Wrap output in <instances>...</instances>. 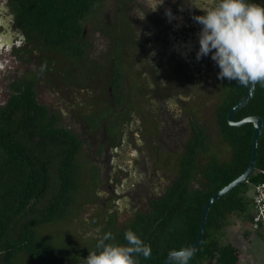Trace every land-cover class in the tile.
Returning <instances> with one entry per match:
<instances>
[{
  "label": "flooded vegetation",
  "instance_id": "1",
  "mask_svg": "<svg viewBox=\"0 0 264 264\" xmlns=\"http://www.w3.org/2000/svg\"><path fill=\"white\" fill-rule=\"evenodd\" d=\"M117 1L116 24L96 20L91 29L86 21L95 5L81 36L69 46L54 47L19 25L12 0H0V71L9 76L8 97L0 106L16 92V83L23 88L31 83L53 125L78 141L77 189L85 198L80 205L93 198L98 204L92 217L81 220V230L96 241L107 232H136L144 221L150 224L155 203L176 188L207 192L215 165L234 154L220 124L230 81L218 79L211 54L196 59L201 25L193 17L202 12L192 6L194 0H164L156 11L159 0ZM101 40L114 48L88 66L86 53ZM34 45L65 52V63L47 58L37 70L26 71ZM41 77L56 84L49 88L53 104L39 100ZM210 100H216L215 112L207 108ZM235 105L227 112L230 125ZM220 141L230 145L231 157L215 154ZM79 254L59 264H84L88 255Z\"/></svg>",
  "mask_w": 264,
  "mask_h": 264
},
{
  "label": "trees",
  "instance_id": "2",
  "mask_svg": "<svg viewBox=\"0 0 264 264\" xmlns=\"http://www.w3.org/2000/svg\"><path fill=\"white\" fill-rule=\"evenodd\" d=\"M100 0H12L16 19L27 33L39 35L54 47L69 46L81 36L86 16ZM231 93L222 107V135L234 148L229 162L217 163L211 186L189 191L176 188L154 205L153 220L134 229L152 249L150 259L140 264H164L168 252L192 246L199 234L205 203L224 186L238 178L249 166L255 127L227 121L229 109L248 93L230 81ZM257 115L264 121V88L259 84L249 102L236 111L234 120ZM78 141L55 127L47 108L40 105L31 83L20 87L6 105L0 106V264H19L26 257L30 264H59L72 259L74 249L57 245L52 235L38 229L71 217L78 207ZM264 182V129L258 143V159L248 181L215 201L209 210L204 238L189 264H239L240 255L232 242H223L231 215L249 221L251 203L246 198L249 185ZM244 225V224H243ZM229 227V226H228ZM246 237L253 233L240 229ZM124 231L113 236V243L126 244ZM257 235H264L257 233ZM95 247L80 256H87Z\"/></svg>",
  "mask_w": 264,
  "mask_h": 264
},
{
  "label": "clouds",
  "instance_id": "3",
  "mask_svg": "<svg viewBox=\"0 0 264 264\" xmlns=\"http://www.w3.org/2000/svg\"><path fill=\"white\" fill-rule=\"evenodd\" d=\"M163 2L159 0L152 11ZM192 6L203 13L193 17L202 26L196 59L211 54L220 69L218 79L264 88V6L249 0H194ZM165 15L170 17V10ZM124 239L126 244L113 243V234L105 233L84 264H140V256L151 258V246L132 229L125 231ZM194 255L190 246L170 250L168 264H189Z\"/></svg>",
  "mask_w": 264,
  "mask_h": 264
},
{
  "label": "rangeland",
  "instance_id": "4",
  "mask_svg": "<svg viewBox=\"0 0 264 264\" xmlns=\"http://www.w3.org/2000/svg\"><path fill=\"white\" fill-rule=\"evenodd\" d=\"M253 0H249V2H252ZM252 3H257L261 6H264V0H254ZM97 9H95L94 13L90 14L87 17L86 24L92 29L94 25V21L101 20L105 23V25L110 24H116V13L115 11L118 8V1L117 0H101L100 4H96ZM203 13L199 14L202 15ZM97 23V22H96ZM202 26L198 27V31ZM107 39V38H106ZM112 42V41H111ZM98 43V42H97ZM113 44V43H112ZM110 42L108 41H100V45L96 46L94 49H90L87 51V55L85 58L86 64L89 66L90 62L93 59H99L100 57L113 50V48L110 46ZM65 52L61 51H52L50 49H46L40 46H32V50L30 54H27V65H26V71L30 72L34 69L37 70L39 66L43 64V59L49 58L50 60H57L58 65L59 61H61V64L65 63L64 55ZM9 59V57H4ZM10 55V59H12ZM87 59V60H86ZM75 62H77V58L73 59ZM70 62V60H69ZM51 66V61H49ZM13 66V63H11ZM92 64V63H91ZM19 68V65L15 67V70L17 72ZM211 69V67L208 68V71ZM4 71H0V103H4V101L7 99V93H8V80L9 76L7 75L5 77ZM12 75V74H11ZM42 80L40 83H37V93L39 94V100L42 103H50L53 104L54 101L52 100V95H50L49 88L52 84V82H49L50 80H45V78L41 77ZM46 81V82H45ZM58 84V83H57ZM216 100H210L207 108L208 110L215 112L214 107L216 105ZM210 114L211 112H207ZM215 154L221 158H229L231 157V147L228 143L224 141H220L215 146ZM82 158V157H81ZM232 159V157L230 158ZM228 159V160H230ZM228 160H225L226 162ZM86 171V166L83 168V174ZM80 172V171H79ZM82 174V173H81ZM82 174L83 180V187L86 186L85 182V175ZM83 193L86 190L83 189ZM246 196H252L254 194V187L252 185L248 184L247 192L245 193ZM88 195V194H87ZM83 196V195H82ZM94 201L91 203H87V205H80L85 201L84 197L79 198L78 207L75 210V213L73 212L72 216L67 218L66 220L57 222L56 224H47L39 227V231L43 232V234H50L52 235V239L54 242L59 245L60 247H64V249H74V253H82L83 250L93 249L97 243L96 239L93 237H84L85 234L88 232V230L82 229V221L88 217H92L94 215L95 207H97V201L95 198H93ZM75 218L79 219L80 222H75ZM245 219L240 216L239 214H233L230 216L228 223L229 227L227 226L225 229V234H223L222 241L223 242H229L231 239H235L233 243L237 244V248L239 252H241L240 259L242 264H248V261L252 262V264H264V246L261 244H255V236H250L249 238L244 236L240 229H244L249 226L247 222H244ZM244 224V225H243ZM232 227V228H231ZM81 231V232H80ZM234 233V236H233ZM251 235H257L256 233H252ZM262 238H264V235H260ZM250 241L254 243H250ZM243 252V254H242ZM78 255V254H77ZM19 264H30L28 259L26 257L21 256L20 260L18 261Z\"/></svg>",
  "mask_w": 264,
  "mask_h": 264
},
{
  "label": "water",
  "instance_id": "5",
  "mask_svg": "<svg viewBox=\"0 0 264 264\" xmlns=\"http://www.w3.org/2000/svg\"><path fill=\"white\" fill-rule=\"evenodd\" d=\"M255 86L256 85H254V86L250 85L249 86V91H248L247 95L231 109V111L229 112V115H228L230 123L232 125L241 126V125H244V124L251 122V123H253V125L255 127V132H254V136H253L252 155H251V160H250L249 166L244 173H242L238 178H236L235 180L230 182L227 186L222 188L220 191H218L212 197H210L209 200L205 203L204 208H203L202 217H201L199 234L197 236L195 243L191 246L195 250L198 248V246L201 244V242L204 238V234H205V230H206L207 217H208V213H209L211 205L215 201H217L219 198H221L222 196H224L225 194H227L228 192L233 190L235 187L240 186L242 183L248 181V178L250 177V175L254 172V170L256 168L257 159H258V143H259V138L261 136V133L264 129V121L260 116H257V115H251V116L245 117V118L241 119L240 121H234L233 120V114L237 110H239L240 108L245 106L249 102V100L253 97L254 92H255ZM164 264H168V257L166 258Z\"/></svg>",
  "mask_w": 264,
  "mask_h": 264
},
{
  "label": "built area",
  "instance_id": "6",
  "mask_svg": "<svg viewBox=\"0 0 264 264\" xmlns=\"http://www.w3.org/2000/svg\"><path fill=\"white\" fill-rule=\"evenodd\" d=\"M254 187V194L246 196L251 203L249 214V228L253 233L264 234V182L252 185Z\"/></svg>",
  "mask_w": 264,
  "mask_h": 264
},
{
  "label": "crops",
  "instance_id": "7",
  "mask_svg": "<svg viewBox=\"0 0 264 264\" xmlns=\"http://www.w3.org/2000/svg\"><path fill=\"white\" fill-rule=\"evenodd\" d=\"M232 228V227H231ZM243 235H244V233H242ZM233 236H234V233H233ZM244 236H246V235H244ZM252 237L253 236H255V244H261L262 246H264V238H262V236H260V235H251ZM249 238V237H248ZM235 241V239H234V237H233V239H231V241H229V242H234ZM253 241L251 242L250 241V243H254ZM235 246H237V244H235V243H233ZM238 247V246H237ZM242 254H243V252H242ZM239 264H242L241 263V259H240V262H239ZM248 264H252V262H251V260H250V262L248 261Z\"/></svg>",
  "mask_w": 264,
  "mask_h": 264
}]
</instances>
